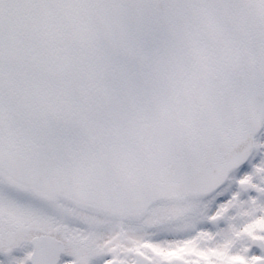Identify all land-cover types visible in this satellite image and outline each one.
Instances as JSON below:
<instances>
[{
	"label": "snow or ice",
	"instance_id": "6c2138e0",
	"mask_svg": "<svg viewBox=\"0 0 264 264\" xmlns=\"http://www.w3.org/2000/svg\"><path fill=\"white\" fill-rule=\"evenodd\" d=\"M0 264H264V0H0Z\"/></svg>",
	"mask_w": 264,
	"mask_h": 264
}]
</instances>
